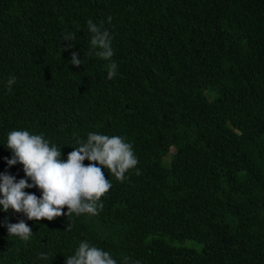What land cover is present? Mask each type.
<instances>
[{
    "label": "trees",
    "instance_id": "1",
    "mask_svg": "<svg viewBox=\"0 0 264 264\" xmlns=\"http://www.w3.org/2000/svg\"><path fill=\"white\" fill-rule=\"evenodd\" d=\"M88 20L111 34V60L90 48ZM16 128L62 158L89 132L122 136L139 174L102 167L97 215L0 210V264H66L85 240L118 264H264V0H0V172L19 179L3 145ZM20 220L28 242L8 235Z\"/></svg>",
    "mask_w": 264,
    "mask_h": 264
},
{
    "label": "clouds",
    "instance_id": "2",
    "mask_svg": "<svg viewBox=\"0 0 264 264\" xmlns=\"http://www.w3.org/2000/svg\"><path fill=\"white\" fill-rule=\"evenodd\" d=\"M89 33V46L103 60H111L114 55L112 36L103 23L92 20L86 22ZM66 47L74 46L76 34H62ZM77 52H71L68 61L73 66L83 64ZM117 64L112 61L107 70V79L114 78ZM8 92L13 90L17 78L10 75L3 81ZM77 146L62 158V146L52 142L43 133H35L26 128H16L7 132L3 145L11 151V158L5 157L7 166L22 165L24 176L0 172V210L22 212L28 220L39 222L41 218L52 220L62 214L67 217L97 215L103 207L101 197L111 188L110 179H106L102 167L116 180L123 182L130 169L136 168L138 158L133 147L122 136H109L98 132H89L86 138H75ZM87 159L90 163L85 165ZM95 162V163H93ZM26 188H36L40 195L26 192ZM67 206V212L63 211ZM9 236L28 242L33 234L25 220L7 223ZM47 253H40L38 259L47 260ZM66 264H118L110 252L81 241L74 252L66 257Z\"/></svg>",
    "mask_w": 264,
    "mask_h": 264
},
{
    "label": "rangeland",
    "instance_id": "3",
    "mask_svg": "<svg viewBox=\"0 0 264 264\" xmlns=\"http://www.w3.org/2000/svg\"><path fill=\"white\" fill-rule=\"evenodd\" d=\"M191 243H192V242H190V241H189V242H187V244H191Z\"/></svg>",
    "mask_w": 264,
    "mask_h": 264
}]
</instances>
